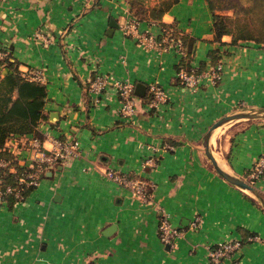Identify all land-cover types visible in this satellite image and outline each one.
I'll list each match as a JSON object with an SVG mask.
<instances>
[{"label":"crops","instance_id":"obj_1","mask_svg":"<svg viewBox=\"0 0 264 264\" xmlns=\"http://www.w3.org/2000/svg\"><path fill=\"white\" fill-rule=\"evenodd\" d=\"M130 16L128 0H0V47L23 72L41 71L48 86L47 117L38 126L45 145L52 146L46 133L81 144L24 201L0 202V264H209V246L234 239L242 245L222 264H264L263 204L222 177L203 147L216 119L264 106V47L232 44L228 34L217 40L207 1L180 0L163 20L194 38L190 64L224 62L217 84L202 77L192 90L178 77L177 53L148 51L124 34ZM111 19L118 26L109 33ZM101 72L147 85L144 96L135 92L132 119L122 117L113 84L98 99L90 91ZM152 82L169 95L159 109L149 106ZM225 124L215 132L218 154L215 134L212 150L225 170L250 180L264 148V118ZM30 136L8 144L26 155L21 143ZM148 157L154 164L144 167ZM111 167L149 179L151 199L106 178ZM255 185L264 192V173ZM164 211L183 229L172 245L157 232Z\"/></svg>","mask_w":264,"mask_h":264},{"label":"built area","instance_id":"obj_2","mask_svg":"<svg viewBox=\"0 0 264 264\" xmlns=\"http://www.w3.org/2000/svg\"><path fill=\"white\" fill-rule=\"evenodd\" d=\"M147 21V20H146ZM145 20L138 19L133 15L125 19L121 27L125 35L136 40L144 49L155 53L175 52L181 58L187 54L186 47L182 39L178 38L171 29H165L158 22L147 21L149 24H157L160 28L158 33L154 32L150 27L144 25ZM7 49L0 47V56H5ZM224 62L222 60L211 63L201 73H196L193 69L188 71L181 67L178 69V77L185 88L197 90L200 87L202 77H207L212 83L217 84L223 77ZM27 76L34 79L44 81L45 77L41 71L28 70L24 72ZM113 84L117 89L121 99L120 112L124 119H132L136 110L135 84L128 80H113L110 75L105 73H96L90 82L89 89L97 95L98 99L105 89ZM150 98L149 106L153 109H159L168 103L169 95L167 90L158 82H152L149 85ZM48 139L51 140L52 146L47 147L44 140L38 136H30L25 142L21 143L24 150L28 154L22 155V152H17L16 147H12L7 142L6 146L17 159L18 164L22 167L20 174L17 177V185L11 182H6L3 186L0 185V202L7 203V195L15 194L18 198L16 202H22L26 199L23 195V186H33L37 188L43 177L48 171L57 164L66 162L70 157L80 154V140L77 137L62 138L54 136L51 133H46ZM25 143V144H24ZM26 146V148H25ZM153 158L145 159L143 166L151 165ZM9 161L0 159V167H7ZM10 170H15L14 166L9 167ZM264 173V148L258 156L254 168L250 174V182L255 183ZM106 178L118 182L122 187H125L130 193L145 200L151 199L152 188L154 183L143 176H130L126 172H117L114 168H107L104 171ZM4 181L0 178V183ZM200 224L199 218H195L192 222L193 227ZM158 235L165 244H174L177 239L183 234V229L174 225L169 218V214L164 211L158 223ZM242 245L241 239L223 240L217 244L209 246V264H222L224 259L231 256L233 252L238 250Z\"/></svg>","mask_w":264,"mask_h":264},{"label":"trees","instance_id":"obj_3","mask_svg":"<svg viewBox=\"0 0 264 264\" xmlns=\"http://www.w3.org/2000/svg\"><path fill=\"white\" fill-rule=\"evenodd\" d=\"M180 0H128L134 17L160 23L185 44L187 54L181 58L178 69L204 70V63L194 68L190 62L194 57V38L180 30L174 23L163 20L164 15ZM212 12L213 29L217 40L228 34L232 44L253 42L264 47V0H206ZM219 58V57H218ZM217 58V59H218ZM216 59V60H217ZM216 62V61H214ZM150 98V97H149ZM48 86L45 82L27 76L11 54L0 56V159L9 161L7 167H0V178L17 185L22 167L6 146L16 136L32 134L42 138L38 126L47 117L46 102ZM14 166L15 170L9 167ZM35 187L23 186L26 197ZM8 203L18 200L15 194L7 195Z\"/></svg>","mask_w":264,"mask_h":264},{"label":"water","instance_id":"obj_4","mask_svg":"<svg viewBox=\"0 0 264 264\" xmlns=\"http://www.w3.org/2000/svg\"><path fill=\"white\" fill-rule=\"evenodd\" d=\"M117 26H118V23L116 21L114 22V19H111L110 29L108 30L109 33H111L113 31V29ZM146 89H147V85L145 83L138 82L136 84V87H135V92L141 96H144ZM256 118H264V106L258 107V108H252L251 110L234 111L232 113L222 115L221 117L216 119L208 127V129L204 133V135H203V147H204L205 154L207 155V157L212 162L215 170L222 177H224L230 183L237 185V186L247 190L248 192L254 194L264 206V192L260 188H258V186H256L255 183L250 182L247 179H244L240 176L234 175V174L228 172L227 170H225L218 163V160H217L216 156L214 155L212 147H211V138L213 136V133L221 125L228 123V122L236 121V120L256 119ZM47 174H52V172L50 171ZM113 228H114V225L110 226L108 228V232H111L113 230Z\"/></svg>","mask_w":264,"mask_h":264},{"label":"rangeland","instance_id":"obj_5","mask_svg":"<svg viewBox=\"0 0 264 264\" xmlns=\"http://www.w3.org/2000/svg\"><path fill=\"white\" fill-rule=\"evenodd\" d=\"M9 54V52L7 51L6 52V54ZM33 70H35V69H33ZM252 108H250V109H247L246 107H244L243 109H239V110H237V111H241V110H251ZM251 119H242V120H236L235 122H238V121H250ZM228 123H230V122H228ZM225 125H228V124H225ZM225 127V126H224ZM220 136V134H218V133H216L215 134V136H214V140H213V144H212V146L214 147V149H215V151H216V155L218 154L217 152V150H219V143H218V137ZM216 143V144H215ZM25 148H26V146H25ZM24 150V147H22V151ZM215 151H213V153H214V155H215ZM22 155H23V153H22ZM247 191V190H246ZM250 193V192H249ZM250 194H252V193H250ZM254 197H256L254 194H252ZM256 199H258L257 197H256ZM259 200V199H258ZM260 201V200H259Z\"/></svg>","mask_w":264,"mask_h":264},{"label":"bare ground","instance_id":"obj_6","mask_svg":"<svg viewBox=\"0 0 264 264\" xmlns=\"http://www.w3.org/2000/svg\"><path fill=\"white\" fill-rule=\"evenodd\" d=\"M216 131H217V129L214 131L213 135L215 134ZM212 138H213V136H212ZM215 144H216V143H215Z\"/></svg>","mask_w":264,"mask_h":264}]
</instances>
